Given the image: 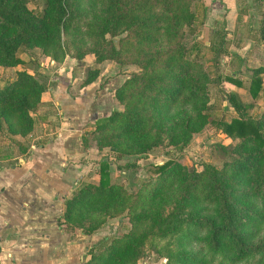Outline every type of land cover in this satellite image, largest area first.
<instances>
[{"label": "rangeland", "instance_id": "rangeland-1", "mask_svg": "<svg viewBox=\"0 0 264 264\" xmlns=\"http://www.w3.org/2000/svg\"><path fill=\"white\" fill-rule=\"evenodd\" d=\"M184 2L196 14L189 27L184 19L176 18V10L152 6L156 23L159 18V36L151 43H140V28L128 23L133 0H117L105 28H98L92 36H78L86 41L76 39L62 59H49L40 48L23 44L16 65H0V85L11 79L17 69L25 68L44 80L47 87L62 74L71 95L78 94L85 85L94 98L79 128L81 145L89 149L81 158L94 162L88 172H94L95 177L100 176L99 163L107 161L111 181L120 193L99 199L88 209L98 214L101 222L94 238L127 242L110 264H171L164 247H180L184 242L170 233V220H175L177 207L192 208L198 199L181 177L191 172L195 180L205 179L211 168L217 172L226 169L227 154L219 144L242 151L252 145L251 137H231L218 123L237 115L222 96L223 91H234L241 100L253 102L248 112L258 119L264 117V72L258 97H253L246 87L251 68L264 66V0H234L232 4L222 0ZM42 4V0L27 2L33 10H39ZM80 6L84 11L83 30L100 5L97 0H82ZM221 33L224 38H219ZM221 39L228 51L214 53L211 44ZM195 41L199 55L193 58L194 64L186 67L182 82L197 87V95L190 102L168 104L163 94L171 84L169 76L175 73V67L169 69L172 64L168 56L179 54ZM65 69L72 70L70 79L69 75L63 78ZM228 74L241 78L243 84L226 79ZM126 109L129 114L132 110L139 112L141 121L136 129L123 131L118 118V123H109L101 132L91 131L96 118ZM30 114L34 121L28 132L0 131V166L17 163L18 158L13 156L19 151L18 143L37 142V138H45L44 128L51 132L57 125L59 113L54 104L40 101ZM47 115L54 123L47 121ZM53 135L52 132L49 138ZM81 136L86 137L84 142ZM168 159L171 163L167 167L154 169V164ZM200 201L197 204L202 205ZM183 246L195 250L203 244ZM204 248L202 252L209 258V250L205 245ZM219 259H208L206 264H217ZM244 260L236 264H245Z\"/></svg>", "mask_w": 264, "mask_h": 264}, {"label": "trees", "instance_id": "trees-1", "mask_svg": "<svg viewBox=\"0 0 264 264\" xmlns=\"http://www.w3.org/2000/svg\"><path fill=\"white\" fill-rule=\"evenodd\" d=\"M27 2L0 0V65H16L20 61L18 52L23 44L40 48L51 57L49 59L60 60L70 51L76 39L86 41L78 36L83 33L92 36L98 28H105L106 20L117 7V0H97L100 10L91 16L90 24L84 25L82 30V0H42L39 10L29 8ZM184 3V0H133L128 23L140 28L141 38L138 41L151 43L159 36V18L156 23L153 5L164 10H176V18L184 19L188 27L189 23L193 24L195 11ZM86 14L89 15V12ZM219 38H224L222 33ZM261 38L264 42L263 34ZM211 47L214 53L228 51L223 39L215 45L211 44ZM198 50L199 44L195 41L179 54L168 56L172 64L169 69L175 67V73L168 78L171 84L163 94L168 104H182L196 97L197 87L190 82H182V79L186 67L194 64L193 58L199 55ZM263 72L264 66L251 68L246 87L253 97H258L263 89ZM225 78L243 84L241 78L232 74ZM46 87L44 80L25 68L17 69L11 79L0 85V131L28 132L34 121L30 111L39 105ZM222 96L234 107L237 115L228 121L220 119L218 123L231 137H251L252 145L242 151L219 144L227 154L226 169L217 172L211 168L205 179L195 180L191 172H185V176L181 177L189 185L188 190L196 192L198 199H193L195 204L192 208L177 207L175 220H170V233L186 245L201 242L203 246L194 250L184 248V243L180 247L166 245L165 256L171 264H206L208 259L214 261L219 257L217 264H236L244 259L245 264H264V117L258 119L251 115L248 108L253 106V102L241 100L236 92L223 91ZM129 111L113 110L96 118L91 131L101 132L109 123H118V118H121L123 131L136 129L141 121L139 112L132 110L129 114ZM81 140L84 142L86 137L81 136ZM17 146L21 152L27 148L22 143ZM170 163L171 159H168L153 167L162 170ZM99 171L97 181L81 183L64 198L63 210L56 219L58 226L71 230L80 228L85 233L99 228V215L88 209L99 199L120 196L111 181L107 161L99 163ZM198 200L202 205L197 204ZM204 245L209 250V258L202 252ZM126 246L125 241H107L103 237L88 250L90 255L82 264H110L109 261ZM255 254L258 255L252 256Z\"/></svg>", "mask_w": 264, "mask_h": 264}, {"label": "crops", "instance_id": "crops-1", "mask_svg": "<svg viewBox=\"0 0 264 264\" xmlns=\"http://www.w3.org/2000/svg\"><path fill=\"white\" fill-rule=\"evenodd\" d=\"M71 72L65 69L63 78L69 75L70 79ZM55 79L41 94L42 103L58 109L55 129L50 132L46 127L45 138L25 143L26 150L13 156L17 163L0 166V264H82L90 255L88 250L101 239L94 238L95 231L65 229L56 222L64 198L84 180L99 177L88 172L94 162L82 161L81 155L89 149L81 145L79 136L94 98L85 85L71 95L62 74ZM47 121L54 123L51 115Z\"/></svg>", "mask_w": 264, "mask_h": 264}]
</instances>
